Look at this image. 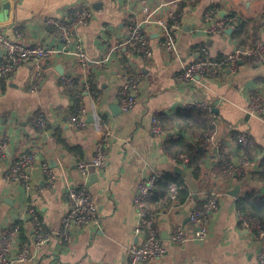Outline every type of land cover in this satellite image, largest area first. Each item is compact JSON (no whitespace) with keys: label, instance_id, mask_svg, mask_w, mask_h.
Masks as SVG:
<instances>
[{"label":"crops","instance_id":"obj_1","mask_svg":"<svg viewBox=\"0 0 264 264\" xmlns=\"http://www.w3.org/2000/svg\"><path fill=\"white\" fill-rule=\"evenodd\" d=\"M169 1L0 0V31L27 45L61 47L62 37L48 19L65 21L78 7H86L93 14L89 23L77 27L75 32L81 35L90 58L86 65L75 57L56 54L41 61L44 78L39 89H31L33 64L19 66L0 83V138L7 141L6 155L0 158V231L13 222L21 223V233L12 247L14 257L24 243L32 245L34 236L26 216L32 204L46 227L58 232L69 209L68 184L89 188L101 225L91 223L76 230L71 241L54 236L38 249L32 247L29 261L15 260L14 264H126L128 249L146 239L145 234L135 232L139 186L150 175L166 173L184 180L189 197L182 204L170 205H165L163 198L156 199L154 193L146 199V207L155 213L167 252L140 264L258 263L264 252V239L241 223L237 199L251 190L264 194V181L251 172L264 157V103L256 115L249 111L251 95L264 98V65L240 63L236 70L218 66L195 82H180L177 74L183 65L200 57L204 47L209 56L218 59L239 45L250 46L258 38L264 39V0H197L192 4ZM145 6L155 9L157 17L168 18L172 10L183 15L182 27L176 31V52L165 50L161 30L155 24L146 27L150 57L121 45L131 24L144 17ZM211 10L218 11L213 18L209 15ZM222 12L233 13L240 21L250 20L247 34L237 36L235 25L230 27L231 34L226 30L209 33L207 29L216 19L226 17ZM4 59L0 46V64ZM126 73L141 75L137 103L129 111L121 108L119 100ZM62 76L72 78V83L63 84ZM198 101L214 107L219 152L227 160L238 161L246 151L253 160L254 165L245 176L226 174L224 162L212 145L205 146L203 171L198 178L189 163L176 161L168 150L169 143L182 136L189 142L197 141L178 126L177 115ZM80 103L87 109L84 128L72 120ZM38 109L47 118L43 129L35 128L31 122ZM154 115L165 119L162 133L153 130ZM241 133L252 140L253 145L247 150L239 143ZM99 145L106 149V163L102 168L92 167L85 176L78 163L91 162ZM24 153L36 155V162L28 168L31 190L5 178L8 165ZM44 161L56 174L53 188L41 168ZM236 186L240 188L238 197L228 193ZM212 192L219 193V208L209 220L208 238L173 244L170 235L174 228L180 226L192 234L190 214Z\"/></svg>","mask_w":264,"mask_h":264},{"label":"built area","instance_id":"obj_2","mask_svg":"<svg viewBox=\"0 0 264 264\" xmlns=\"http://www.w3.org/2000/svg\"><path fill=\"white\" fill-rule=\"evenodd\" d=\"M179 0H171L169 3H175ZM188 3H195L197 0H182ZM176 5V4H175ZM144 17L136 20L131 24L128 37L121 45H129L135 53H139L148 58L151 55L148 31L149 25H157L161 30L162 45L166 51L174 53L177 51L176 31L182 27L183 15L176 10L168 14V18L157 17L156 10L145 6ZM217 10L210 12V18L217 14ZM92 11L86 7H78L72 10L65 21L57 18H49L48 23L55 26L63 44L61 47H47L42 45H27L22 41L10 38L4 31H0V46L4 49L5 59L0 64V83L1 81L16 71L24 64H33L34 72L31 76V89H39L42 79L44 78L41 61L47 57L56 54H66L77 58L83 65H86L90 58L85 50L84 41L81 35H77L76 29L79 26L87 25L91 20ZM232 18H220L213 22L207 31L212 34L224 32L232 26ZM120 46V45H118ZM100 63L101 61H97ZM240 63L250 65H264V39L258 38L253 45H239L221 59L213 58L208 55L207 48L202 49V54L192 62L183 65L181 71L177 74V80L180 82L199 81L218 66L230 67L236 70ZM141 75L139 73H126L123 76L119 100L121 108L124 111L131 110L137 103V91ZM63 84L72 83V78L61 77ZM264 98L259 95H251L250 109L251 114L256 115L263 109ZM190 107L202 108L209 111L213 128L207 132L203 138L204 146H214L217 154L225 164L224 172L230 176L241 178L247 174L248 169L254 165L253 160L245 151L241 154L238 161L227 160L219 152L218 143L215 141L217 134V117L214 107L204 101H198L190 104ZM87 115L86 107L80 103L77 112L72 117L73 122L79 128L86 126L85 117ZM153 130L156 133H162L164 130L163 122L158 115L153 116ZM35 128L43 129L47 126V118L41 109L36 110L31 119ZM239 143L243 149H249L253 143L246 134L239 135ZM7 141L0 138V158L6 155ZM176 161L181 160L183 163H189L190 158L187 154L181 153L174 158ZM107 160V152L104 145H99L95 151L91 162L80 161L78 167L83 175H88L92 167L102 168ZM36 162V155L33 153H24L16 161L11 162L6 171L5 178L8 181H17L27 190L33 187L32 175L28 168ZM41 168L49 182L51 188L55 187L56 174L48 162L44 161ZM159 175H150L141 182L135 197V205L139 211V220L135 228L137 235L145 234L146 239L142 243H137L128 249L129 260L126 264H140L149 260L162 257L167 252L163 241L159 236V230L155 222V213L146 207V199L152 194L156 180ZM178 185L171 184V198L176 199ZM69 209L62 219L61 228L58 232L53 233L47 227L39 211L32 204L28 206L26 216L29 218L34 241L32 245L24 243L21 246L16 257L12 254V247L15 240L21 233V223H11L0 231V264H14L15 260L20 262L29 261L32 257V247L38 249L41 245L49 242L54 236L62 241H71L75 231L82 229L84 226L96 223L101 225V216L98 207L92 197L89 188L86 185L68 184L66 187ZM219 208V193L212 192L203 201L201 205L194 208L190 214V221L194 225L192 234L186 232L183 227H176L170 235V241L173 244H183L187 241H205L209 235V220L213 217ZM241 223L250 231L264 239V227L259 219L252 217L247 211L238 210ZM33 249V250H34ZM257 264H264V252L259 255Z\"/></svg>","mask_w":264,"mask_h":264},{"label":"trees","instance_id":"obj_3","mask_svg":"<svg viewBox=\"0 0 264 264\" xmlns=\"http://www.w3.org/2000/svg\"><path fill=\"white\" fill-rule=\"evenodd\" d=\"M226 17L232 18L231 24L235 25L234 28L237 36L247 34L248 27L251 25L250 20L244 19L240 21L233 13L227 14ZM253 29L256 30L255 28ZM160 119L166 128L164 117H160ZM177 123L180 128L187 131L193 137L195 136L197 141L189 142L184 136H182L179 140H173L170 142L168 150L175 157L181 153L187 154L190 158L189 165L193 168L194 176L198 178L203 171V163L206 157V148L202 144L203 138L204 135L207 132H210L213 128L209 113L201 111L196 107L181 110L177 115ZM201 147L203 148L201 149ZM223 166H225V164ZM219 170L222 171L221 166L219 167ZM251 172L258 179L264 181V157L257 162V168L253 166ZM172 183H176L178 185L175 200L171 198ZM152 193L156 195V199L158 200L163 198L165 200V205H170L173 202L182 204L189 197V191L184 183V180L180 176H174L171 173L158 176ZM237 207L238 210L247 211L252 217L259 219L264 227V194H261L257 190H251L245 195L238 197Z\"/></svg>","mask_w":264,"mask_h":264},{"label":"water","instance_id":"obj_4","mask_svg":"<svg viewBox=\"0 0 264 264\" xmlns=\"http://www.w3.org/2000/svg\"><path fill=\"white\" fill-rule=\"evenodd\" d=\"M221 15H222V16H225L226 13H225V12H222ZM232 31H233V29H232V28H229V29L226 30V33L231 34ZM9 148H10V147L8 146V149H9ZM239 190H240L239 186H236L234 189L228 191V193H229L230 195L234 196V197H238V196H239Z\"/></svg>","mask_w":264,"mask_h":264},{"label":"rangeland","instance_id":"obj_5","mask_svg":"<svg viewBox=\"0 0 264 264\" xmlns=\"http://www.w3.org/2000/svg\"><path fill=\"white\" fill-rule=\"evenodd\" d=\"M258 236V235H257Z\"/></svg>","mask_w":264,"mask_h":264}]
</instances>
